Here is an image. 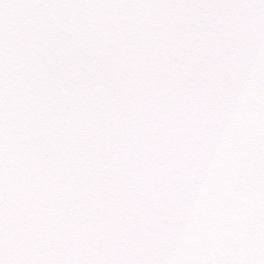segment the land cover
Segmentation results:
<instances>
[{
	"label": "snow or ice",
	"instance_id": "snow-or-ice-1",
	"mask_svg": "<svg viewBox=\"0 0 264 264\" xmlns=\"http://www.w3.org/2000/svg\"><path fill=\"white\" fill-rule=\"evenodd\" d=\"M0 264H264V0H0Z\"/></svg>",
	"mask_w": 264,
	"mask_h": 264
}]
</instances>
